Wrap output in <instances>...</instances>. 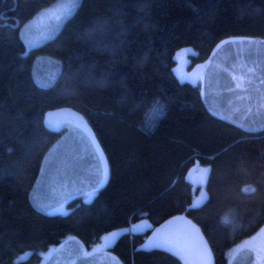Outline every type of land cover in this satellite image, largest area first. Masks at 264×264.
<instances>
[{"label": "trees", "instance_id": "trees-1", "mask_svg": "<svg viewBox=\"0 0 264 264\" xmlns=\"http://www.w3.org/2000/svg\"><path fill=\"white\" fill-rule=\"evenodd\" d=\"M56 1L0 0V264L39 263L66 237L90 247L111 233L121 264H183L139 249L178 217L200 230L214 264H227V251L264 226V126L214 116L173 68L187 50L201 66L225 41L264 40V0H80L53 39L26 52L20 29ZM39 59L55 61L48 86L35 82ZM60 110L86 122L109 176L89 201H67L68 215H47L32 194L64 135L46 124ZM198 167L205 199L194 205ZM144 221L150 228L129 231Z\"/></svg>", "mask_w": 264, "mask_h": 264}, {"label": "rangeland", "instance_id": "rangeland-1", "mask_svg": "<svg viewBox=\"0 0 264 264\" xmlns=\"http://www.w3.org/2000/svg\"><path fill=\"white\" fill-rule=\"evenodd\" d=\"M80 0H57L52 6L39 11L20 29V37L25 44L26 52L53 39L65 21L73 14ZM61 15V19L55 17ZM189 52L178 55L173 73L181 74L189 61ZM52 59L36 61L35 82L39 86L50 85L58 71ZM55 62V61H54ZM55 69H54V68ZM227 68L229 71H224ZM253 69L249 72L248 69ZM243 75L246 80L241 88H236V81L231 73ZM182 79L184 76H181ZM198 84L202 98L209 112L214 116L231 122L243 129H254L264 126V40L249 37H236L217 46L212 55L199 70L192 72L189 80ZM232 89V91H229ZM52 130L64 129V135L53 146L42 165L39 177L33 188L32 201L35 207L47 215H55L75 197L80 196L89 201L92 193L90 180L98 161L93 153L101 152L93 133L86 122L70 110H60L46 117V124ZM95 140V145L92 141ZM97 148L99 151H97ZM103 154V153H102ZM104 156V155H103ZM192 181L199 185L194 205H198L204 193L206 168L194 170ZM200 177V183L199 178ZM37 197L38 204L33 200ZM39 205V206H38ZM147 226H130L129 231L144 232ZM140 224V223H139ZM167 225V232L179 242V247H154L150 244L157 230ZM192 223L171 220L157 227L139 246L142 250L163 249L179 257L183 264H200L201 260L211 263V254L206 241ZM90 247L84 246L73 236L66 237L58 246L50 247L41 254V260L35 264H121L119 259L105 247L104 239ZM264 250V226L253 236L231 247L226 254L227 264H256V252Z\"/></svg>", "mask_w": 264, "mask_h": 264}, {"label": "snow or ice", "instance_id": "snow-or-ice-1", "mask_svg": "<svg viewBox=\"0 0 264 264\" xmlns=\"http://www.w3.org/2000/svg\"><path fill=\"white\" fill-rule=\"evenodd\" d=\"M57 20L61 19V15H57L55 17ZM224 71H229V69L225 68ZM249 72H252L253 69H248ZM232 79L236 81L235 87L241 88L242 82L246 80V77L243 75H237L235 72L231 73ZM229 91H232V89H229ZM93 145H95V140L92 141ZM97 151L98 148H97ZM94 158L98 161H104L105 158L102 153L99 155H96L93 153ZM109 176V167L106 162L102 164V166H97L95 172L93 173V176L90 180V184L92 185V193L95 194L98 193L99 189L105 184V181L108 179ZM33 200L37 202V197H33ZM39 206V205H38ZM167 225L163 226L161 229L157 230L156 234L152 237L150 244L154 247H179V242L174 239L171 235L167 232ZM116 233H112L111 237L106 236L104 239L106 242L110 241L111 239H114ZM257 255V261L256 264H264V250H260L256 252ZM200 264H207L206 260H201Z\"/></svg>", "mask_w": 264, "mask_h": 264}, {"label": "water", "instance_id": "water-1", "mask_svg": "<svg viewBox=\"0 0 264 264\" xmlns=\"http://www.w3.org/2000/svg\"><path fill=\"white\" fill-rule=\"evenodd\" d=\"M186 78L189 79L190 78V75H187ZM189 178H190V176H189ZM69 213H70V211H63L62 212V215H68ZM175 220H181V221H183L185 223H188L189 222V220L187 218H185V217H179V218H176ZM111 235H112V233L108 237H111ZM115 240H116V236H115L114 239H111L108 242L105 241L106 248L109 249L111 247V245L114 243ZM21 261L26 262L27 261V256L26 255L23 256L21 258Z\"/></svg>", "mask_w": 264, "mask_h": 264}, {"label": "flooded vegetation", "instance_id": "flooded-vegetation-1", "mask_svg": "<svg viewBox=\"0 0 264 264\" xmlns=\"http://www.w3.org/2000/svg\"><path fill=\"white\" fill-rule=\"evenodd\" d=\"M199 68H201V66H197L195 64H192L190 61L187 62V64L185 65V70L181 73L182 76H185V74H191L192 72H194L195 70H199ZM181 74H177L178 76H181Z\"/></svg>", "mask_w": 264, "mask_h": 264}, {"label": "crops", "instance_id": "crops-1", "mask_svg": "<svg viewBox=\"0 0 264 264\" xmlns=\"http://www.w3.org/2000/svg\"><path fill=\"white\" fill-rule=\"evenodd\" d=\"M205 199V195L204 194H202L201 195V199H200V202H202L203 200ZM135 226L136 227H139V228H141V227H144V226H147L146 225V223L145 222H141L140 224L139 223H137V224H135ZM201 238H203V237H201ZM205 241V240H204ZM206 243V242H205ZM206 246H207V244H206ZM207 248H208V250L210 251V249H209V247L207 246ZM210 254H211V251H210ZM210 264H214V261H213V256H212V254H211V263Z\"/></svg>", "mask_w": 264, "mask_h": 264}]
</instances>
